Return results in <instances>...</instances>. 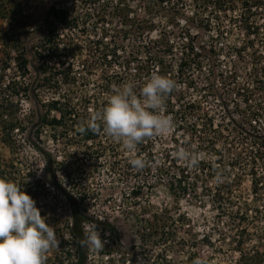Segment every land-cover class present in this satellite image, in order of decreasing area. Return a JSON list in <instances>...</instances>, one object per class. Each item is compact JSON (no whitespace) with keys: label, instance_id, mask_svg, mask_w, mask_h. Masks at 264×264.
I'll list each match as a JSON object with an SVG mask.
<instances>
[{"label":"rangeland","instance_id":"obj_1","mask_svg":"<svg viewBox=\"0 0 264 264\" xmlns=\"http://www.w3.org/2000/svg\"><path fill=\"white\" fill-rule=\"evenodd\" d=\"M105 1L107 8L100 7L98 3L93 6L92 0H0V167L7 169L9 178H17L25 183L23 187L20 186L21 190L36 201V207L40 209L41 215L48 216L47 223L55 228L57 238L60 240L59 247L49 250L45 264H72L75 260L76 245L69 234L72 222L71 208L62 190L75 197L81 210L94 215L99 221L110 222L121 233L120 247L114 246L119 254H113L109 260L108 257L101 255L103 248L96 250L90 247V259L96 263L104 261V264H107L111 260L118 261L120 255H130L133 260L129 264H152L158 254L164 253L169 261L180 264L186 261L188 251L194 249L191 252L197 253L196 258L200 264H241L242 256L253 254L256 246L258 250L264 251L263 246H259L260 241L255 237L246 240L242 252L232 241L234 239V242L238 241L236 239L246 224L250 226L251 231H254L252 226L264 228V221H256L255 225L248 223L251 220V212L245 224L240 223L235 216L245 203L252 207L264 206V190L258 192V197L253 193L251 182L257 178L243 176L242 182L233 191L232 202L235 204L230 206L231 209L226 208L232 211L231 215L228 212L221 214L217 204L211 201L212 198L202 193L201 187L197 189V194L194 191L188 194L187 192L175 194L169 191L167 183L163 182L157 183L150 192L145 191L140 202L130 198L129 201H124L122 193L133 185L131 176L112 180L107 172L108 163L105 164L103 159L101 162L104 165L102 164L95 174H89L90 163L93 161L89 160V156L96 148L93 147V151L89 149V142L83 141L73 131L71 139L64 138L61 130H53L41 122L47 112L46 106L56 100L80 110L76 123L83 117L88 121L89 114H94V106L98 104L93 98H100L98 107L100 112L104 108L101 104L108 100V91L112 92L114 88L123 85L127 71L119 64L113 69L100 65L102 62L100 52L93 56L92 48L95 49L100 41L111 45L122 44L114 30L121 28L116 22V15L119 12H126L127 4L132 16L138 15L139 18L149 20L155 17L158 26L162 28L166 26L167 32L174 33L173 39L177 40L176 35H179L183 28L190 27L193 34H199L200 41H208V34L200 31L193 23L196 14L194 0H168L164 6L165 11L162 8L159 11L154 10L152 14L145 12L141 0H126L123 5H118L117 0H109L113 1V6ZM150 1L155 3L157 0ZM57 2L58 6L71 11V15L78 19L77 27L59 31L62 36L60 49L64 48L66 53L75 49V56L68 52L70 56L63 53L62 57L47 59L50 70L43 74L40 67L41 62L45 60L41 62L38 60L35 47L47 33V14L50 7ZM12 8L21 12L14 14ZM104 16L105 23L101 20ZM107 23L113 27L110 32H106V29L110 28ZM3 32L10 33L14 38L4 39ZM159 32L160 30L148 35L145 33V39L158 38ZM132 33L135 34L134 31ZM214 34L216 35L215 32L211 35ZM231 41L234 47L246 44L244 32L235 28ZM118 49L121 55L127 58L125 53L127 50L122 52L120 48ZM20 54H24L28 60V74L25 76L17 69V58ZM61 60L65 67L68 69L70 67L73 81L67 82L60 75H56L57 71L62 69ZM220 61L227 62L223 57ZM236 61L244 78L248 71L246 70L248 61ZM122 63L124 64V61ZM131 68V73H136V65L133 64ZM174 81L178 82L177 79ZM128 82L137 85V80L133 78L126 81ZM178 88L188 90L180 83ZM201 94L202 91L190 90L188 97L199 100ZM51 115L58 116L56 112H52ZM5 122L7 127L9 124L17 125L15 130L5 133L7 130ZM7 134L10 136L7 137ZM5 137L8 144L3 140ZM175 138L189 141V138L183 139L174 131L168 136L157 137L155 147L157 155L160 156L163 150L172 146L176 147ZM117 143L119 154L125 155L126 152L122 150L120 143ZM110 155L108 153L104 159L111 160ZM209 156L210 154L206 152L205 157ZM228 158L232 159V156L229 155ZM56 162H64L65 168L55 167ZM81 170L83 175L79 176ZM258 173L264 179V167L260 168ZM223 178L221 176L215 181H209L208 185L211 188L222 185ZM38 180L41 181L40 186L36 184ZM165 210L170 216L177 218L183 215L188 220L184 222V226L180 222L165 231L169 236L167 242L159 244L161 240L155 233L144 239L143 234L147 226L145 221L149 222L148 219L152 221L155 213L164 214ZM169 233L170 235L176 233V237L172 238ZM106 237L105 244L111 245L112 240ZM183 240L188 243L187 251L181 246ZM179 241L180 244H177ZM261 264H264V261Z\"/></svg>","mask_w":264,"mask_h":264},{"label":"trees","instance_id":"obj_2","mask_svg":"<svg viewBox=\"0 0 264 264\" xmlns=\"http://www.w3.org/2000/svg\"><path fill=\"white\" fill-rule=\"evenodd\" d=\"M92 1L93 6L98 3L100 7L107 8L105 0ZM107 1L109 2V0ZM125 1L117 0L116 2L118 5H123ZM140 2L144 6L145 12L152 14L151 12L154 10H162L168 0H157L155 3L150 0H141ZM112 4L113 1L108 5L113 6ZM194 4L196 14L193 17L195 19L193 23L199 27L200 31L203 30L208 34V41H200L199 34H193L190 27L183 28L180 34L176 35L177 40L173 39L174 33L167 32L166 26L163 28L158 26L155 17L149 20L139 18L137 14V16H132L127 4L126 12H119L116 15V22L120 24L121 28L117 30L114 27L115 34L121 39L122 44L111 45L100 41L96 44L95 49L92 48L93 56L100 52L99 55L102 58L100 65L113 69L116 64H119L124 71H127L123 84L131 78L137 80L135 88L137 95H139L140 88L154 73L167 76L172 80L177 79L178 84L187 87V91L177 88L165 98L164 114L173 117L174 132L183 139L189 138L188 142L175 138L176 147L165 149L158 156L155 150L157 137L146 139L137 146L136 155H143L147 165L143 170H134L128 163L132 158L131 154H119L118 143L103 133V125L99 121L97 125L100 130L96 132L87 129L86 117L76 123L77 115L80 112L77 108L60 100L51 101L46 106L47 112L41 122L53 130H61L64 138L71 139L73 131L83 141L89 142V149L96 148V151L92 150L93 152L89 156V160H93L90 163L89 174H95L99 167L104 165L101 162L103 159L105 164L108 163L107 172L112 180L117 177L123 179V177L131 176L133 185L125 190V193H122L124 201H129L128 198H130V200L140 202L145 191L150 192L157 183L163 182L167 183L169 191L175 194H186V192L188 194L191 191L197 194V189L201 187L202 193L208 198H212L211 201L217 204L221 214L228 212L231 215L232 211H228L229 209L226 208L235 204L234 201L232 202L233 191L242 182L243 176L250 175L252 178H257L251 182L256 197L260 190H264V179L258 173L259 169L264 167V0H194ZM11 10L14 14L21 12L14 8ZM14 14H12L13 18H15ZM77 20L71 15V11L58 6V2L50 7L47 14V33L35 47V55L38 60L40 62L45 60L43 63L41 62V73L47 74L50 70L47 59L62 57L63 53L68 55V52L75 56V49H71L67 53L64 48L60 49L62 36L59 31L61 29L72 30L77 27ZM101 20L105 23V16ZM235 28L244 32L246 44L240 47L232 45L231 39ZM112 29L113 27H110L106 29V32H110ZM158 30H160V37L145 39V33L148 35V33ZM133 31L135 34L132 33ZM213 32L216 35H211ZM2 36L4 39L14 38L8 32H3ZM129 47L130 49H128ZM118 48L122 52L128 51L125 52L127 58L121 55ZM222 57L227 61L226 63L220 61ZM236 60L248 61V68H246L248 71L244 78ZM17 64L19 72L23 76L27 75L28 60L24 54H20L17 58ZM61 64L62 69H59L56 75H60L67 82L73 81L74 77L70 67L69 69L65 67L62 60ZM133 64L136 65L134 74L131 73ZM190 90L202 91L200 99L189 98ZM107 94L110 96L112 92L108 91ZM93 99L98 103L94 106L95 114L99 112L100 98L94 97ZM106 103H102V107H105ZM52 112H56L58 116H52ZM94 114H89V119ZM16 126L9 124L7 127L5 122L7 129L5 133L13 132ZM80 126L86 128L84 133L78 131ZM6 136L9 137L10 134ZM7 137L3 139L6 144H8V140H5ZM188 143L190 147H188ZM193 145L195 148L192 147ZM180 147L192 152H203L204 154L207 152L210 156L201 160L197 167L189 169L186 163H177V160L171 156V153ZM108 153L111 154V160L104 159ZM229 155L232 156V159L228 158ZM45 156L48 157L47 154ZM64 165V162L55 163V167L59 166V168H65ZM7 172L6 168L0 167V178L14 181L21 187L24 186L25 183L21 180L9 178ZM53 173L55 174V169H53ZM10 174L12 176L11 172ZM78 174L82 176L83 170ZM221 176L224 177L222 185H216L215 188L208 185L209 181H215ZM36 184L40 186L41 181L38 180ZM62 191L70 205L72 215L69 234L76 245L75 260L72 264H104V261L98 263L91 261L90 247H82L80 244V241L84 239L83 225L86 223L97 224L104 241L107 240L106 236H108V240H112L111 245H104L102 256L108 257L109 260L113 254H119L114 246L120 247L122 238L115 225L99 221L94 215L81 210L75 197L65 190ZM249 212L252 213V216L248 223L251 222L255 225L256 221H264L263 205L252 207L245 203L244 206L241 205L235 216L238 217L240 223L245 224L250 218ZM148 220L149 222L145 221L147 226L145 234H143L144 239L155 233L161 240L158 243L161 244L160 242H167L169 237L165 233L167 229L180 222L184 226V222L188 219L183 215L175 218L167 214V210H165L164 214L155 213L153 220ZM252 228L254 231H251L250 226L246 224L236 239L238 241L232 240L241 252L246 240H251L253 237L260 241L259 246L264 248L262 245L264 228L260 229L257 226H252ZM170 236L174 238L176 233H171ZM177 244H180V241ZM193 244L196 245V243ZM181 246L184 250H189L186 240L181 242ZM256 248L253 254L242 256L241 264H261L264 261V251L258 250L257 246ZM192 250L194 249L188 251L186 261L180 264H193V261L197 260V253H192ZM132 260L133 257L130 255H120L118 261L111 260L107 264H129ZM152 264H175V262L169 261L167 255L161 253L155 257Z\"/></svg>","mask_w":264,"mask_h":264},{"label":"clouds","instance_id":"obj_3","mask_svg":"<svg viewBox=\"0 0 264 264\" xmlns=\"http://www.w3.org/2000/svg\"><path fill=\"white\" fill-rule=\"evenodd\" d=\"M134 82L114 88L102 111L95 113L86 122L87 129L99 131L97 122L108 137L119 142L122 150L131 154L128 163L134 170H143L147 161L136 155L137 146L146 139L165 137L175 129L171 115H165V98L178 88L177 83L159 74H152L135 91ZM80 133L86 128L80 126ZM195 148V145L192 146ZM177 163H186L189 169L197 167L205 159L203 152L188 151L183 147L171 153ZM42 216L36 201L21 190L14 181L0 178V264H45L46 254L59 247L55 228ZM82 247L100 250L106 241L95 223L83 225ZM193 264H200L199 260Z\"/></svg>","mask_w":264,"mask_h":264}]
</instances>
